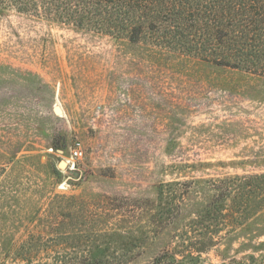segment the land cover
<instances>
[{
	"label": "rangeland",
	"instance_id": "rangeland-1",
	"mask_svg": "<svg viewBox=\"0 0 264 264\" xmlns=\"http://www.w3.org/2000/svg\"><path fill=\"white\" fill-rule=\"evenodd\" d=\"M203 33L0 11V264H264V76Z\"/></svg>",
	"mask_w": 264,
	"mask_h": 264
},
{
	"label": "trees",
	"instance_id": "trees-1",
	"mask_svg": "<svg viewBox=\"0 0 264 264\" xmlns=\"http://www.w3.org/2000/svg\"><path fill=\"white\" fill-rule=\"evenodd\" d=\"M5 9L131 43L146 30L178 44L187 27H198L214 65L264 76V0H0ZM187 258L196 259L191 251L182 259L165 251L148 264H185Z\"/></svg>",
	"mask_w": 264,
	"mask_h": 264
},
{
	"label": "built area",
	"instance_id": "built-area-1",
	"mask_svg": "<svg viewBox=\"0 0 264 264\" xmlns=\"http://www.w3.org/2000/svg\"><path fill=\"white\" fill-rule=\"evenodd\" d=\"M69 155L70 158L67 161L68 165L72 164L73 166L75 161L81 160L83 156V152H82L81 144L78 141H75L73 145L69 148Z\"/></svg>",
	"mask_w": 264,
	"mask_h": 264
},
{
	"label": "water",
	"instance_id": "water-1",
	"mask_svg": "<svg viewBox=\"0 0 264 264\" xmlns=\"http://www.w3.org/2000/svg\"><path fill=\"white\" fill-rule=\"evenodd\" d=\"M53 113L55 114V115H60L61 114V110L57 107V106H54V108H53ZM64 164V165H63ZM58 167L60 168V169H63L64 167H65V163L64 162H61L59 165H58Z\"/></svg>",
	"mask_w": 264,
	"mask_h": 264
}]
</instances>
